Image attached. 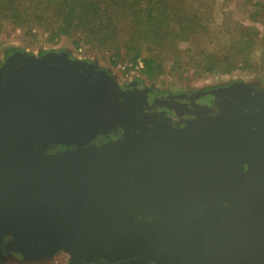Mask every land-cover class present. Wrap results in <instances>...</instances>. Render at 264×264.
I'll list each match as a JSON object with an SVG mask.
<instances>
[{"label": "water", "instance_id": "water-1", "mask_svg": "<svg viewBox=\"0 0 264 264\" xmlns=\"http://www.w3.org/2000/svg\"><path fill=\"white\" fill-rule=\"evenodd\" d=\"M89 67H0V239L74 264H264V109L244 108L264 100L230 91L216 116L149 130L154 99Z\"/></svg>", "mask_w": 264, "mask_h": 264}, {"label": "trees", "instance_id": "trees-1", "mask_svg": "<svg viewBox=\"0 0 264 264\" xmlns=\"http://www.w3.org/2000/svg\"><path fill=\"white\" fill-rule=\"evenodd\" d=\"M212 2L0 0V43L13 35L28 41L44 37L51 44L67 38L77 48L108 53L113 64L137 68L148 79L257 68L258 45L264 43V0H245L252 22H241L227 11L218 22Z\"/></svg>", "mask_w": 264, "mask_h": 264}, {"label": "rangeland", "instance_id": "rangeland-1", "mask_svg": "<svg viewBox=\"0 0 264 264\" xmlns=\"http://www.w3.org/2000/svg\"><path fill=\"white\" fill-rule=\"evenodd\" d=\"M214 17L221 22L224 12L243 22L250 21L249 8L244 7L245 0H213ZM260 26L261 23H259ZM16 35V34H15ZM183 44H186L184 42ZM9 50H13L12 53ZM257 68H245L232 74H212L204 77L188 75L180 77L171 73L154 79L143 77L137 68L127 70L126 64H113L106 52H91L84 47L77 48L74 43L65 38L56 44H51L40 37V40L28 41L24 35L4 38L0 43V67L8 64L9 57L21 52L24 56H32L38 62H43L47 56L63 55L66 60L75 65H91L96 76L108 77L121 87L143 86L146 92L156 95L167 94L170 97H198L220 95L230 91L252 101L264 100V43L258 45ZM263 54V55H262ZM263 56V57H262ZM262 58V59H261ZM141 80V82L139 81ZM140 83H139V82ZM23 243L17 235H8L0 239V264H74L71 253L64 249L57 250L53 255L33 257L22 249Z\"/></svg>", "mask_w": 264, "mask_h": 264}, {"label": "flooded vegetation", "instance_id": "flooded-vegetation-1", "mask_svg": "<svg viewBox=\"0 0 264 264\" xmlns=\"http://www.w3.org/2000/svg\"><path fill=\"white\" fill-rule=\"evenodd\" d=\"M141 82V80H139ZM138 81V82H139ZM139 82V83H140ZM130 87V86H128ZM135 90H144L143 86H132ZM145 91V90H144ZM154 102L146 105L145 113L147 115L146 124L151 128H154L157 123L164 125L165 127L172 129L185 128L191 124H195L198 121L205 120V118L216 116L220 114L226 106L230 104L229 100L223 95H208L198 97H170L167 94L156 95L151 92H147ZM231 100V99H230ZM244 104V103H243ZM246 109H264V104L256 105V107H249L244 105ZM156 115L158 118L153 119L152 116ZM124 133L122 129L121 134ZM111 136L117 137L114 133ZM111 139L109 135H101L96 141L101 143ZM64 145H57L54 150L64 148Z\"/></svg>", "mask_w": 264, "mask_h": 264}]
</instances>
